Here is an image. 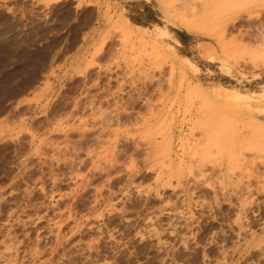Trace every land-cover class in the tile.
I'll return each instance as SVG.
<instances>
[{
  "label": "rangeland",
  "instance_id": "1",
  "mask_svg": "<svg viewBox=\"0 0 264 264\" xmlns=\"http://www.w3.org/2000/svg\"><path fill=\"white\" fill-rule=\"evenodd\" d=\"M239 1L196 37L224 76L93 1L0 0V264H264V0Z\"/></svg>",
  "mask_w": 264,
  "mask_h": 264
},
{
  "label": "crops",
  "instance_id": "2",
  "mask_svg": "<svg viewBox=\"0 0 264 264\" xmlns=\"http://www.w3.org/2000/svg\"><path fill=\"white\" fill-rule=\"evenodd\" d=\"M69 0H57L52 4H59L61 2H66ZM73 4H80L81 0H72ZM86 1V0H85ZM89 4L95 7L93 4H100L98 10L99 22L102 24L106 23V19L109 14L115 13L119 14L120 19L133 31L137 32L141 37L152 43L154 46L159 47L163 52L170 57L175 54L176 50H183L187 47L191 50L192 55L189 57H180L183 65L186 67L187 71H199L200 66L205 64L210 66H216L217 72L224 76H229L232 72L229 71L220 60L217 59L216 54L209 52L207 42L197 39L198 33L189 31L184 27L174 23L172 21L169 10L163 8L160 4L168 3L167 0H90ZM239 13V12H238ZM191 42L189 46L185 43V47L182 45L184 42ZM202 49L210 53L208 57H204L201 54ZM211 55V57H210ZM188 56V55H187ZM211 87H220L221 90L218 92L219 95H222L223 91L235 88H224L219 85H207L206 88L210 92ZM263 91L264 87L260 90ZM241 95H248L249 98L247 102L251 103V96L246 93H241ZM259 92V93H260ZM213 96V94H211ZM259 95V94H258ZM214 97H216L214 95ZM258 98V97H257ZM246 102V101H245ZM264 114V113H263Z\"/></svg>",
  "mask_w": 264,
  "mask_h": 264
},
{
  "label": "bare ground",
  "instance_id": "3",
  "mask_svg": "<svg viewBox=\"0 0 264 264\" xmlns=\"http://www.w3.org/2000/svg\"><path fill=\"white\" fill-rule=\"evenodd\" d=\"M56 1V0H54ZM168 1V0H167ZM239 1V0H238ZM238 1L237 0H201V6H200V10L199 11H193V8L195 7L194 4H193V8L191 9L193 12H190V13H187L189 12L188 10H184L183 12H178V13H172L169 14L171 15L172 17V21L180 26H182V28L184 27L185 29L189 30V31H192V32H195V33H199V34H203V35H209L210 31H207L208 28L206 29L207 26L210 25V23H212L215 19H219V17L223 14L224 15V12L226 14V12L228 10L232 11L234 7H236L238 4ZM240 2V1H239ZM161 5H164L165 6H169V4H161ZM171 6L173 4H170ZM245 5V4H242V6ZM176 6V5H174ZM179 7V6H178ZM198 7V6H197ZM240 7H241V4H240ZM239 5L237 6V10L238 8H240ZM188 8V7H187ZM190 8V7H189ZM178 9V8H177ZM180 9V8H179ZM186 9V8H185ZM195 9V8H194ZM191 15V16H190ZM225 17V16H224ZM223 17V19H224ZM218 21V20H217ZM212 26V25H211ZM214 26V25H213ZM223 27V26H222ZM211 31L213 29H210ZM38 91V90H37ZM79 105V104H78ZM147 105V104H146ZM217 110V108H216ZM126 111V110H125ZM117 112V111H116ZM222 113V112H221ZM225 114V112H224ZM222 114V115H217V114H211L210 117H208V121L207 123H205L203 126L205 128L209 127L210 125H212L211 123L215 122L216 123L218 122L219 125L220 123H223L225 125V121L222 122L221 119L225 120L226 116ZM224 115V116H223ZM227 115V114H226ZM117 117V116H116ZM231 119V118H230ZM220 120V121H219ZM37 121V120H36ZM232 121V120H231ZM227 123V122H226ZM220 125V129L217 128V131H214L212 132L213 133V144L215 145H218V149H219V153L221 155H225L228 159V161L233 157L232 156V139L229 138L227 135H224L223 134V127L222 125ZM56 125V124H55ZM218 125V127H219ZM59 127V126H58ZM57 128V127H56ZM264 129V124L260 123L259 121H255L253 123V125L250 126L249 130H250V133L251 134H255L257 135L259 133L260 130H263ZM65 131V130H64ZM63 131V132H64ZM211 131V129H210ZM262 132V131H261ZM209 134V132L207 133ZM211 134V132H210ZM236 134V133H235ZM206 136V135H205ZM207 137H210V136H207ZM252 136H250V138H248V140L250 141V143L252 142L251 139ZM254 139H258V137H253ZM52 139V138H51ZM244 139V138H243ZM212 140V139H211ZM51 141V140H50ZM236 141V140H235ZM242 141V140H240ZM147 144H148V147H149V151L146 153V159H151L153 157H156V156H165V155H168V152H169V143L168 142H155L153 140L152 137H148L147 140H146ZM238 142V141H237ZM258 142V140H257ZM136 143V142H135ZM262 144V143H261ZM146 148V147H145ZM145 152V151H144ZM234 152V151H233ZM131 154V153H130ZM218 154V153H217ZM239 159V158H238ZM166 160V159H165ZM150 161V160H149ZM111 166V165H110ZM233 166V165H231ZM113 168V167H112ZM116 169V168H115ZM119 171V170H118ZM109 175V173H108ZM109 181V180H108ZM108 183V182H107ZM95 189V188H94ZM98 193V192H97ZM95 194V193H94ZM95 200H97V198L95 197L94 198ZM94 201V200H93ZM96 204V203H95ZM9 249V248H8ZM12 249V248H11ZM55 249V248H54ZM10 251V250H9ZM52 251V250H51ZM53 252V251H52ZM15 253V252H14ZM51 256V254H50ZM10 258V257H9ZM10 261V260H9ZM14 261V260H13ZM51 262V261H50ZM49 262V263H50ZM45 263V262H44Z\"/></svg>",
  "mask_w": 264,
  "mask_h": 264
}]
</instances>
